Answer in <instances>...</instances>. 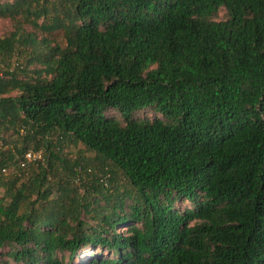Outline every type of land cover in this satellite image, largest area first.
Here are the masks:
<instances>
[{"label":"trees","instance_id":"1","mask_svg":"<svg viewBox=\"0 0 264 264\" xmlns=\"http://www.w3.org/2000/svg\"><path fill=\"white\" fill-rule=\"evenodd\" d=\"M0 18V264L87 246L115 256L79 264H264V0H0ZM77 143L97 166H67Z\"/></svg>","mask_w":264,"mask_h":264},{"label":"rangeland","instance_id":"2","mask_svg":"<svg viewBox=\"0 0 264 264\" xmlns=\"http://www.w3.org/2000/svg\"><path fill=\"white\" fill-rule=\"evenodd\" d=\"M225 14H226L225 10L222 9L219 12L218 17L224 18ZM11 28H12V22L9 19L0 18V35L7 34L11 30ZM109 113L116 114V112H114V111H111ZM146 115L153 116V112L145 110V111L137 113L138 117H143ZM37 157L40 159L42 158L41 155H39V154ZM63 157H66V160L68 161L66 163L68 167L73 166L75 163H81V162H82V165L84 166L86 164L85 161H88L89 163H92L95 166H97L99 163V159H100L99 157L96 156L95 152L86 150L81 143L65 146L63 149ZM60 170L61 171H60L59 175L62 176L63 182L66 180H71V181L74 180V174L66 173L64 171V169L62 168V166H61ZM96 174H98V173H96ZM91 177H94V175H91ZM73 184L79 188L80 192L84 190L85 184L83 185L79 180L73 181ZM86 188L89 189L91 192L94 191V189L91 187L90 182L86 183ZM90 195L91 194H88V195H86V197L91 198ZM101 203L104 204L105 202L102 200ZM184 205H189V202L183 203L179 207H183ZM90 221L94 222L93 219H90ZM125 228H127V225L121 226L120 230H123ZM93 253L103 254L105 256L106 255L108 256L111 254V252L106 250L105 248L98 247L97 249H95V248H92L91 246H87V247L82 248L79 253L74 255V257H70V253H68V252L59 254V257L63 258L64 264H79L82 259L87 258L89 255H91ZM111 255L113 257L115 256L114 253ZM10 262H11V264H24V263H17L14 261H10Z\"/></svg>","mask_w":264,"mask_h":264}]
</instances>
